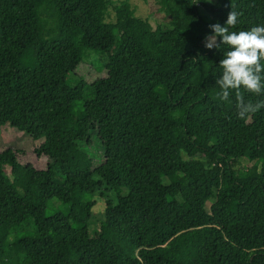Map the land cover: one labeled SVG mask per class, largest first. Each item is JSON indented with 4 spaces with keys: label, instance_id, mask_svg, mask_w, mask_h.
I'll list each match as a JSON object with an SVG mask.
<instances>
[{
    "label": "trees",
    "instance_id": "obj_1",
    "mask_svg": "<svg viewBox=\"0 0 264 264\" xmlns=\"http://www.w3.org/2000/svg\"><path fill=\"white\" fill-rule=\"evenodd\" d=\"M106 2L0 0V124L48 159L0 152V264H264V107L241 118L219 98L229 49L204 46L231 10L233 31L264 25V0H161L156 25L127 0L105 22ZM86 51L105 70L90 80Z\"/></svg>",
    "mask_w": 264,
    "mask_h": 264
},
{
    "label": "clouds",
    "instance_id": "obj_2",
    "mask_svg": "<svg viewBox=\"0 0 264 264\" xmlns=\"http://www.w3.org/2000/svg\"><path fill=\"white\" fill-rule=\"evenodd\" d=\"M238 23L239 13L231 10L225 24L209 25L212 34L206 35L204 46L210 50H219L222 44L228 46L229 50L223 53L219 62L223 75L216 79L220 88L217 95L221 100L228 101L235 93L238 115L244 118L264 107V102H245L241 94V89L256 95L264 93V25L247 31H233Z\"/></svg>",
    "mask_w": 264,
    "mask_h": 264
},
{
    "label": "rangeland",
    "instance_id": "obj_3",
    "mask_svg": "<svg viewBox=\"0 0 264 264\" xmlns=\"http://www.w3.org/2000/svg\"><path fill=\"white\" fill-rule=\"evenodd\" d=\"M123 0H107L103 20L105 22L116 20V7ZM131 5L132 13L139 18L149 20L153 25L158 21H164L165 13L162 11L161 0H127ZM213 1V0H212ZM79 72V71H78ZM80 75H84L87 80L93 79L99 74H104V64L100 57L91 51H86L84 63L80 68ZM43 138H34L26 131L20 130L8 124H0V152L5 149H13L17 151L16 159L26 165L43 170L47 168L48 159L44 154L37 152V147L42 144ZM87 152L94 159V166L98 167L103 162L104 153L100 144L94 141ZM255 165V160L242 159L239 161L237 167L242 171L248 167ZM7 173L10 178V170L7 167ZM55 177L59 185L64 182V177L59 173H55ZM97 193L94 198V207L92 213L86 218V222L91 232L97 233L99 231L100 220L103 218L104 202ZM208 204V208L211 205Z\"/></svg>",
    "mask_w": 264,
    "mask_h": 264
}]
</instances>
